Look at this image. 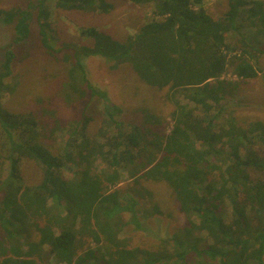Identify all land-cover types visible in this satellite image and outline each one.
Returning <instances> with one entry per match:
<instances>
[{"label": "trees", "instance_id": "1", "mask_svg": "<svg viewBox=\"0 0 264 264\" xmlns=\"http://www.w3.org/2000/svg\"><path fill=\"white\" fill-rule=\"evenodd\" d=\"M130 1L153 10L136 33L120 41L97 26H82L80 35L92 43L75 44L63 57L67 99L90 94L102 101L104 117L95 136L88 132L87 115L67 126L59 151L46 141L45 122L2 101L15 91L5 81L13 72L15 47L30 37L37 20L42 46L53 55L62 50L56 47L52 4L103 13L115 5L28 0L26 7H0V23L14 35L0 64V161L9 165L0 178V264H45L51 258L64 264H264V178L252 174H264V154L257 148H264V120L217 122L239 83L222 76L229 69L242 80L258 75V60L246 56L252 46L244 34L255 28V42H264V0H227L222 14L208 10L205 0ZM236 34L242 38L235 41ZM82 55L104 56L113 69L128 62L143 82L167 87L174 104L169 133L157 131L161 117L149 110L152 125L145 131L122 120V107L88 79ZM26 158L42 168L35 185L24 181ZM125 172L137 180L167 181L179 202L183 224L157 239L155 249L130 247L120 236L129 224L122 212L136 204L133 198L124 203L116 188Z\"/></svg>", "mask_w": 264, "mask_h": 264}, {"label": "rangeland", "instance_id": "2", "mask_svg": "<svg viewBox=\"0 0 264 264\" xmlns=\"http://www.w3.org/2000/svg\"><path fill=\"white\" fill-rule=\"evenodd\" d=\"M27 1L0 0V7H26ZM109 1L113 2L115 7L108 13L64 10L55 8V4H52L51 21L59 37L56 47H62V50L55 55L49 53L42 46L38 35L37 20H33L30 37L15 47L13 72L5 79L8 84L14 87L15 91L6 92L2 101L5 107L12 111L32 114L40 122H45L43 132L48 136L46 141L53 143L52 148L55 151H59L66 140L65 128L67 126L87 115L91 118L88 132L95 136L99 134L100 121L104 117L102 101L92 100L90 94L83 99L70 101L64 90L68 77V64L63 59L65 53L72 52L75 44L92 43V39L83 38L80 35V27L97 26L106 30L114 38L125 41L128 35L136 33L142 24L153 16L151 5H137L130 0ZM204 5L212 13L222 14L227 10L228 4L227 0H205ZM13 36L10 26L0 23V64L3 60L4 50L11 43ZM81 62L88 79L94 85L105 90L111 102L122 107L123 112L120 116L122 120L126 123L137 124L145 131L148 126L152 125L150 115H157L161 117V123L156 126L157 131L165 135L169 133L173 125L174 104L169 99L167 87L158 88L143 82L128 62L121 63L114 69L111 67L112 62L101 55H82ZM260 66L264 68V60ZM233 74L234 72L229 69L224 77L231 81L241 80L233 78ZM261 75L263 76V73ZM248 92L251 97L244 98L239 105L240 108L235 105L237 106L235 112L239 113L236 114L239 118L247 115L246 113L250 118L254 117L253 119L243 117L238 119V123L241 121L250 122L259 118L263 121L264 76L257 78L249 86ZM241 95L243 94L241 93ZM180 97L184 99V103L196 107L195 103L186 100L182 95ZM147 110L151 111L150 115L145 113ZM257 148L264 154L262 146L258 145ZM159 155L157 151L154 154L157 157ZM8 171V162L4 159L1 160L0 178H4ZM22 173L24 181L29 185H35L41 181L42 168L32 159L23 160ZM252 174L255 177L264 178L262 172L252 171ZM67 175L71 176V174ZM118 185L116 188H120L121 200L124 203L136 200L133 210L122 212V216L129 221V224L125 226L120 236L128 238L130 247L155 249L154 243L157 239L175 233L183 224L184 217L181 218L179 202L167 181L137 180V177L131 178L128 172H125ZM148 190L152 195L148 194ZM139 193H144V195ZM1 204L2 193L0 192V206ZM0 231L2 232L1 226ZM30 235L33 236L34 232H31ZM26 245L24 242L25 249L28 248ZM93 247H97V244L94 243ZM45 264L64 263L51 258Z\"/></svg>", "mask_w": 264, "mask_h": 264}, {"label": "crops", "instance_id": "3", "mask_svg": "<svg viewBox=\"0 0 264 264\" xmlns=\"http://www.w3.org/2000/svg\"><path fill=\"white\" fill-rule=\"evenodd\" d=\"M254 32H255V28H252V31L251 32H249L248 34H246V35H250V36H246V42L248 43V44H250L252 47H250V53L248 52L247 54H246V56L252 61V62H254V63H256V61L258 60V63L256 64L257 65V67H258V69H259V72H258V75L256 76V77H254V78H245V79H241L240 81H237V82H239V83H234V84H236V85H238V87H237V89L236 90H234L233 91V94H231V95H228L226 98H225V101L224 102H226V110H225V114H224V117L221 115L220 117H219V119H218V124L220 125V126H225V125H227V122H226V120H228V119H230V118H233V119H235L236 121H238V119H241V118H243V117H249V115H248V113H246L247 115H245V116H242V117H237V115L236 114H239V113H236L235 112V108L237 107V106H239L242 102H243V100H244V98H249V97H251L250 96V93L248 92V88H249V86L253 83V82H255V80L257 79V78H260V77H263L264 76V68H261V66H260V64H263V60H264V51L263 52H258V50H257V47H260V49H263L264 50V42L263 43H261V45H257V43L255 42V38H253V39H251V37L254 35ZM241 34V33H240ZM240 34H236V36H235V38H234V40H239V39H241L242 38V35H240ZM262 41H264V39H262ZM241 44V43H240ZM239 44V45H240ZM263 73V76L261 75ZM243 88H246L247 90H244ZM241 91V92H240ZM240 92V93H239ZM241 93L243 94V95H241ZM234 104V105H233ZM235 105H237V106H235ZM239 108H240V106H239ZM200 110V109H199ZM253 117L254 116H251V118L249 117V119H253ZM259 119H261V118H259ZM239 121H241V120H239ZM243 122H245V123H243ZM250 122H252V121H250ZM240 123H243V124H248L249 122H247V121H241Z\"/></svg>", "mask_w": 264, "mask_h": 264}, {"label": "built area", "instance_id": "4", "mask_svg": "<svg viewBox=\"0 0 264 264\" xmlns=\"http://www.w3.org/2000/svg\"><path fill=\"white\" fill-rule=\"evenodd\" d=\"M222 78H226V77H224V75H223ZM233 78H239V79H241V78L238 77L236 74H233Z\"/></svg>", "mask_w": 264, "mask_h": 264}]
</instances>
